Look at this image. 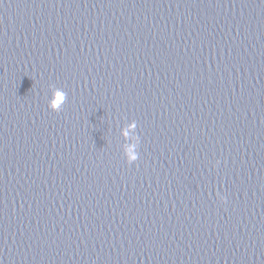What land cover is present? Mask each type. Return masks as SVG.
<instances>
[{"label":"water","instance_id":"water-1","mask_svg":"<svg viewBox=\"0 0 264 264\" xmlns=\"http://www.w3.org/2000/svg\"><path fill=\"white\" fill-rule=\"evenodd\" d=\"M0 264H264V0H0Z\"/></svg>","mask_w":264,"mask_h":264},{"label":"clouds","instance_id":"clouds-1","mask_svg":"<svg viewBox=\"0 0 264 264\" xmlns=\"http://www.w3.org/2000/svg\"><path fill=\"white\" fill-rule=\"evenodd\" d=\"M62 96H63V93H61V92H57V93H56V100H57V101L61 100Z\"/></svg>","mask_w":264,"mask_h":264}]
</instances>
